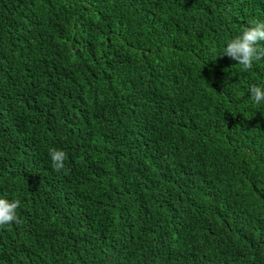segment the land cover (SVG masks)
<instances>
[{
    "label": "trees",
    "instance_id": "1",
    "mask_svg": "<svg viewBox=\"0 0 264 264\" xmlns=\"http://www.w3.org/2000/svg\"><path fill=\"white\" fill-rule=\"evenodd\" d=\"M252 21L264 0H0V264H264V59L222 53Z\"/></svg>",
    "mask_w": 264,
    "mask_h": 264
},
{
    "label": "clouds",
    "instance_id": "2",
    "mask_svg": "<svg viewBox=\"0 0 264 264\" xmlns=\"http://www.w3.org/2000/svg\"><path fill=\"white\" fill-rule=\"evenodd\" d=\"M264 21H252L251 25L242 29L241 34L232 38L223 49V54L238 61L243 69L253 67L254 61L264 59ZM250 99L255 104L264 101V87L252 85L249 88ZM49 156L53 169L57 172L65 169L67 153L63 150L51 148ZM20 206L18 199L9 200L0 198V228L10 225L13 222L20 223L17 216V209Z\"/></svg>",
    "mask_w": 264,
    "mask_h": 264
}]
</instances>
